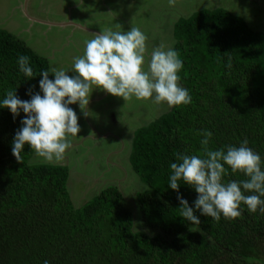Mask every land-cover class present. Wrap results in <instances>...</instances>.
Listing matches in <instances>:
<instances>
[{
    "label": "trees",
    "instance_id": "obj_1",
    "mask_svg": "<svg viewBox=\"0 0 264 264\" xmlns=\"http://www.w3.org/2000/svg\"><path fill=\"white\" fill-rule=\"evenodd\" d=\"M233 12L200 7L173 22L171 47L192 102L132 132L127 168L140 186L132 197L104 185L77 203V160L44 164L26 145L18 162L12 141L24 113L0 108V264H264V214L241 205L240 217L217 222L196 211L201 224L193 226L180 217L177 195L194 208L197 194L182 181L178 193L168 187L176 154H200L202 130L212 132V150L247 139L264 161V30ZM20 55L36 77L20 72ZM45 70L54 79L45 58L0 28V101L8 90L29 100Z\"/></svg>",
    "mask_w": 264,
    "mask_h": 264
},
{
    "label": "clouds",
    "instance_id": "obj_2",
    "mask_svg": "<svg viewBox=\"0 0 264 264\" xmlns=\"http://www.w3.org/2000/svg\"><path fill=\"white\" fill-rule=\"evenodd\" d=\"M174 6L175 0H169ZM108 29L86 41L83 55L74 57L75 74L64 69H52L39 73V92L29 89V100H21L16 90H8L0 101L15 118L24 113L22 127L12 141V155L20 162L21 153L27 145L45 162H60L72 144L69 136L80 132L78 116L70 105L79 104L84 109L95 89L122 98L151 101L160 106L180 107L190 105L192 97L181 86L179 75L183 68L180 54L173 47L161 44L149 52L148 37L139 28L128 31ZM147 55V61H146ZM20 72L27 78L36 77L29 57L18 56ZM147 66L145 67V65ZM200 154H176V163H171L168 187L179 192L180 181L197 194L194 208L179 194L177 200L180 217L199 226L201 220L195 214L219 221L221 216L236 219L243 213L241 205L251 213L264 214V161L248 146L247 139L240 145L225 148H209L212 132L202 130ZM231 173L243 174L246 179L225 181ZM136 180V179H135ZM43 264H49L47 260Z\"/></svg>",
    "mask_w": 264,
    "mask_h": 264
},
{
    "label": "rangeland",
    "instance_id": "obj_3",
    "mask_svg": "<svg viewBox=\"0 0 264 264\" xmlns=\"http://www.w3.org/2000/svg\"><path fill=\"white\" fill-rule=\"evenodd\" d=\"M93 1L0 0V28L45 58L51 72L54 68L64 69L69 75L75 74L74 57L83 55L86 41L93 38L89 32L115 31L117 25L124 31L141 29L148 37L149 52L161 44L171 46L173 22L200 7L233 10L251 29L264 30V0H175L174 6L169 0H131V4L126 0ZM79 24L83 31L76 30ZM97 93L92 92L82 110L79 104L70 105L78 116L80 132L77 137L69 136L72 146L65 157L77 160L71 168V179L75 181L71 190H82L77 203L104 185L117 186L126 198L133 196L140 186L127 168L132 132L168 108L134 97L123 101L99 89ZM35 159L44 164L58 163L45 162L36 154ZM128 203L132 206L131 200Z\"/></svg>",
    "mask_w": 264,
    "mask_h": 264
},
{
    "label": "crops",
    "instance_id": "obj_4",
    "mask_svg": "<svg viewBox=\"0 0 264 264\" xmlns=\"http://www.w3.org/2000/svg\"><path fill=\"white\" fill-rule=\"evenodd\" d=\"M94 1H96V0H94ZM94 1H93V2H94ZM126 1H127V2H126L127 4H131V2H132L131 0H126ZM130 1H131V2H130ZM61 12H62V11H61ZM62 14H63V13H60L61 16H62ZM29 19L32 20V21H36V20H37V19H36V20H35V19H31V18H29ZM36 22H40V21L37 20ZM54 23H55V22H54ZM54 23H52V24H54ZM62 25H63V24H61L60 26H62ZM75 27L77 28L76 30H78V31H83V29L81 28V24L76 25ZM89 34L93 36V34H96V33H94V32H89ZM95 90H96V89H95ZM95 90H94V91H95ZM94 91H93V92H94Z\"/></svg>",
    "mask_w": 264,
    "mask_h": 264
},
{
    "label": "flooded vegetation",
    "instance_id": "obj_5",
    "mask_svg": "<svg viewBox=\"0 0 264 264\" xmlns=\"http://www.w3.org/2000/svg\"><path fill=\"white\" fill-rule=\"evenodd\" d=\"M97 91H98V89H96V90L93 92V94H98ZM95 96H96V95H95ZM100 98H101V96H100Z\"/></svg>",
    "mask_w": 264,
    "mask_h": 264
}]
</instances>
